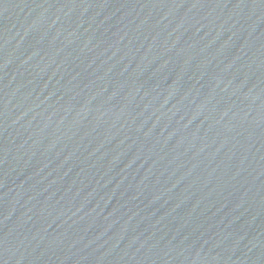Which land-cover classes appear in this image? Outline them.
<instances>
[{
  "label": "water",
  "instance_id": "95a60500",
  "mask_svg": "<svg viewBox=\"0 0 264 264\" xmlns=\"http://www.w3.org/2000/svg\"><path fill=\"white\" fill-rule=\"evenodd\" d=\"M0 264H264V0H0Z\"/></svg>",
  "mask_w": 264,
  "mask_h": 264
}]
</instances>
